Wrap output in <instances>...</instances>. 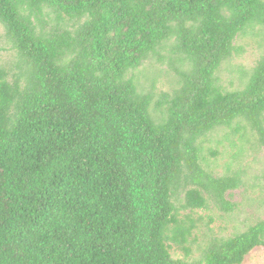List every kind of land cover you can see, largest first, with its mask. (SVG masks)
<instances>
[{
	"label": "trees",
	"instance_id": "1",
	"mask_svg": "<svg viewBox=\"0 0 264 264\" xmlns=\"http://www.w3.org/2000/svg\"><path fill=\"white\" fill-rule=\"evenodd\" d=\"M0 25V264H243L264 246V220L192 238L241 185L203 168V140L237 125L264 146V0H0ZM257 30L245 87L224 89ZM153 57L178 76L156 103L134 74Z\"/></svg>",
	"mask_w": 264,
	"mask_h": 264
},
{
	"label": "rangeland",
	"instance_id": "2",
	"mask_svg": "<svg viewBox=\"0 0 264 264\" xmlns=\"http://www.w3.org/2000/svg\"><path fill=\"white\" fill-rule=\"evenodd\" d=\"M235 46L240 53L235 54L217 74L219 84L228 91L245 87L248 80L245 74L251 72L263 52L261 34L258 30L249 31L236 40ZM13 61L15 55L6 43L4 29L0 25V66L10 67ZM134 74L140 91L151 92L155 103L161 94H171L178 79L168 65L159 63L155 57ZM152 110L155 115L158 113L157 110L155 112V104ZM236 127L217 130L203 140V168L215 177L240 173L241 185L226 196L232 211L211 203L208 209L194 214L196 218L202 217L192 237L195 239L194 251L207 237L230 238L264 220V146L249 127L240 133L234 131ZM175 252L174 257L184 258L183 252ZM243 264H264V246L254 249Z\"/></svg>",
	"mask_w": 264,
	"mask_h": 264
}]
</instances>
